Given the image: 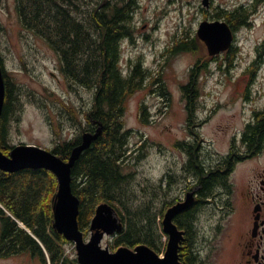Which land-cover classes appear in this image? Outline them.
Listing matches in <instances>:
<instances>
[{"label": "rangeland", "instance_id": "obj_1", "mask_svg": "<svg viewBox=\"0 0 264 264\" xmlns=\"http://www.w3.org/2000/svg\"><path fill=\"white\" fill-rule=\"evenodd\" d=\"M253 3L256 1L217 0L210 15H216L220 8L233 11L248 5L251 9ZM202 9L201 0H137L134 36L121 44L123 72L128 73L138 63L148 72L144 88L127 100L123 119L130 131L132 159L127 173H133L132 187L140 200L164 179L171 176L173 181L155 200L156 210L184 193L187 145L200 144L201 154L216 160L227 154L231 137L242 132L254 111L264 109V59L253 66L254 51L264 41V4L258 6L253 24L240 29L235 44L238 49L232 55L226 52L214 59L201 40L194 52H169L184 35L189 40L198 37L201 23L208 20ZM0 24V56L18 89H14L18 99L6 121V143L52 151L60 143L75 140L88 126L85 115L92 108L95 91L73 88L66 81L57 53L20 25L15 0H1ZM193 69H198V96L195 114L190 117L183 88L190 84ZM157 79L161 81L157 83ZM71 106L80 113L81 125L79 120L74 123L63 116ZM142 145H146V154L137 160ZM162 185L167 186L165 182ZM84 237L90 240V228ZM113 237H105L102 246L110 248ZM66 253L77 258L74 243L67 245ZM0 264L42 263L23 253L0 259Z\"/></svg>", "mask_w": 264, "mask_h": 264}, {"label": "trees", "instance_id": "obj_2", "mask_svg": "<svg viewBox=\"0 0 264 264\" xmlns=\"http://www.w3.org/2000/svg\"><path fill=\"white\" fill-rule=\"evenodd\" d=\"M255 1L251 9L242 6L224 12L219 18H228L234 29L250 25L251 16L259 5L264 4V0ZM15 3L20 25L43 39L57 53L66 81L73 88L80 86L95 91L92 108L85 115L88 126L82 131L94 132V127L97 129L101 123L103 133L72 170V192L80 201L79 229L88 233L98 206L107 203L116 210L123 223L122 231L110 243L112 251L147 245L161 254L167 243L161 220L173 201L165 202L161 210H156L155 200L170 189L172 177L162 181L166 187L162 184L153 186L152 191L139 200L132 187L133 173H127L132 155L128 143L130 131L126 130L123 120L126 103L144 88V77L148 74L141 63L134 66L131 76L121 69V44L134 36L133 13L137 0H15ZM201 44L198 37L189 40L184 35L169 52H194ZM0 59L3 65L1 56ZM197 70L191 71V82L183 88L190 117L195 114L198 96L195 88ZM4 77L6 92L0 124V148L8 155L14 146L6 143V121L13 112V103L18 95L14 96L17 87L5 69ZM160 81L157 79V83ZM63 116L74 123L78 120L80 125L83 123L80 113L72 106L67 107V116ZM263 133L259 126L247 133L255 139L254 148L259 145ZM82 135L58 144L52 152L68 161L73 148L81 143ZM145 147H140L142 153L137 160L144 158ZM193 151L191 157L197 171H190L195 172L202 188L211 189L221 175L204 174L196 166L197 153ZM57 191L58 178L48 169L24 168L15 172L0 169V259L29 253L39 258L42 264H79L77 258L66 253L70 242L53 228V204ZM183 216L178 221L180 229H184L182 224L186 222ZM183 245L185 258L191 257L190 244L184 242Z\"/></svg>", "mask_w": 264, "mask_h": 264}, {"label": "flooded vegetation", "instance_id": "obj_3", "mask_svg": "<svg viewBox=\"0 0 264 264\" xmlns=\"http://www.w3.org/2000/svg\"><path fill=\"white\" fill-rule=\"evenodd\" d=\"M216 2L217 0H211V7L203 8L202 12L205 13L207 21L221 20L229 24L234 41L226 52L232 55L238 49L235 44L240 29L252 25L255 14L251 16L250 25L234 29L228 18H219L226 12L224 9L220 8L219 12L211 17L210 14L216 9ZM219 55L212 57L218 59ZM253 57V66L263 62L264 41L256 47ZM133 68L134 66L126 73L128 76L132 75ZM257 126L264 132V109L254 111L252 119L244 124L242 132L231 137L227 154L219 156L216 160L214 156L202 155L200 144L187 145L184 193L176 197L171 206L185 202L187 196L193 193L192 204L173 220L184 234L179 250L181 264H264V133L256 148L255 139L247 136V133ZM93 131H96V126ZM191 151H196V166L201 168L204 174L212 172L221 175L220 180L211 189L202 188L195 172L190 171H197ZM182 215L186 217V222L182 224L184 229H180L178 223ZM165 237L168 240L169 236ZM184 242L190 244L189 258H185L183 254Z\"/></svg>", "mask_w": 264, "mask_h": 264}, {"label": "water", "instance_id": "obj_4", "mask_svg": "<svg viewBox=\"0 0 264 264\" xmlns=\"http://www.w3.org/2000/svg\"><path fill=\"white\" fill-rule=\"evenodd\" d=\"M202 6L209 9L211 0H202ZM197 34L206 44L211 56L229 50L234 41V34L229 24L221 20L202 22ZM5 92L4 69L0 59V124ZM102 133L101 123L98 124L95 132H84L81 143L73 148L68 161L36 145L15 146L8 155L0 148V169L15 172L24 168H45L55 173L58 178V191L53 204V228L75 244L79 264H181L179 250L184 234L173 220L192 204L193 193L187 196L185 202L169 208L164 216L163 230L169 239L163 256L147 245H140L135 249L121 247L116 252H111L109 247L104 248L102 246L104 238L114 236L123 229L118 213L107 203L98 206L90 226L91 238L86 241L77 222L80 201L72 192V170L83 153L101 137ZM20 226L25 229L22 224Z\"/></svg>", "mask_w": 264, "mask_h": 264}, {"label": "bare ground", "instance_id": "obj_5", "mask_svg": "<svg viewBox=\"0 0 264 264\" xmlns=\"http://www.w3.org/2000/svg\"><path fill=\"white\" fill-rule=\"evenodd\" d=\"M153 249V248H152Z\"/></svg>", "mask_w": 264, "mask_h": 264}]
</instances>
